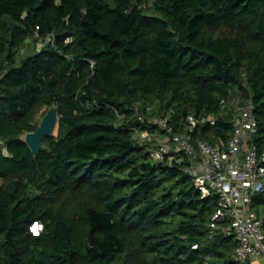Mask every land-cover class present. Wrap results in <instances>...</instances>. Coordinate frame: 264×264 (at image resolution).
<instances>
[{
  "label": "trees",
  "instance_id": "obj_1",
  "mask_svg": "<svg viewBox=\"0 0 264 264\" xmlns=\"http://www.w3.org/2000/svg\"><path fill=\"white\" fill-rule=\"evenodd\" d=\"M245 98L263 153L264 0H0V264H239L232 233L209 235L217 194L130 125L214 142ZM52 105L33 153L22 135ZM252 205L264 231V188Z\"/></svg>",
  "mask_w": 264,
  "mask_h": 264
},
{
  "label": "built area",
  "instance_id": "obj_2",
  "mask_svg": "<svg viewBox=\"0 0 264 264\" xmlns=\"http://www.w3.org/2000/svg\"><path fill=\"white\" fill-rule=\"evenodd\" d=\"M34 35L41 39L37 30ZM47 38L53 41L52 35ZM252 108L249 98L237 104L230 135L214 142L193 138L190 131L175 130L167 116L145 119L140 113L137 116L146 126L130 125L132 137L140 143L156 139L147 146L152 159L183 153L187 160L184 170L191 175L196 188L202 195L210 190L217 194V207L208 223L209 235L219 230L232 233L236 240L232 258L239 264H264L263 215L252 205L254 195L264 188V152L259 153L253 140L257 122ZM203 119L212 120L214 115L189 116V129ZM161 133L165 138L157 139ZM36 222L42 225L34 220L30 227Z\"/></svg>",
  "mask_w": 264,
  "mask_h": 264
},
{
  "label": "water",
  "instance_id": "obj_3",
  "mask_svg": "<svg viewBox=\"0 0 264 264\" xmlns=\"http://www.w3.org/2000/svg\"><path fill=\"white\" fill-rule=\"evenodd\" d=\"M57 108L50 106L42 116L37 128L35 130L26 131L23 140L33 153L43 148L42 139L53 132L57 121Z\"/></svg>",
  "mask_w": 264,
  "mask_h": 264
},
{
  "label": "rangeland",
  "instance_id": "obj_4",
  "mask_svg": "<svg viewBox=\"0 0 264 264\" xmlns=\"http://www.w3.org/2000/svg\"><path fill=\"white\" fill-rule=\"evenodd\" d=\"M41 46V42L40 41H36L33 39H27L23 45V47L21 48V51L27 52V51H31L33 48H39ZM24 136V134L22 135ZM158 137V136H157ZM161 138H165V135L161 133V135L157 138V139H161Z\"/></svg>",
  "mask_w": 264,
  "mask_h": 264
},
{
  "label": "clouds",
  "instance_id": "obj_5",
  "mask_svg": "<svg viewBox=\"0 0 264 264\" xmlns=\"http://www.w3.org/2000/svg\"><path fill=\"white\" fill-rule=\"evenodd\" d=\"M32 225V224H31ZM43 226L39 225L38 222L34 223L33 226L29 228V231L32 233L34 237H39L40 231L42 230Z\"/></svg>",
  "mask_w": 264,
  "mask_h": 264
}]
</instances>
